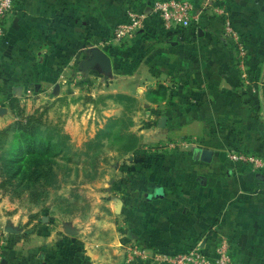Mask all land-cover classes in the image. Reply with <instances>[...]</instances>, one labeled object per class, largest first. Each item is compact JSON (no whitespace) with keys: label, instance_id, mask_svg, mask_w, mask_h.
<instances>
[{"label":"rangeland","instance_id":"obj_1","mask_svg":"<svg viewBox=\"0 0 264 264\" xmlns=\"http://www.w3.org/2000/svg\"><path fill=\"white\" fill-rule=\"evenodd\" d=\"M211 3L210 15L219 24L214 33L218 38L226 37L227 48L234 50L233 64L240 78L236 91L264 117V0ZM227 22L233 29L230 32ZM114 26L102 30H106L107 38ZM87 30L84 39L59 43L58 57L52 60L60 68L56 97L31 113L19 105L26 115H42L41 123H37L39 137H51L53 149L40 159L43 176L27 177L29 172L14 177L12 165L6 162L10 140L0 142V248L4 256V249L16 243H57L62 233L76 245L75 264L84 260L85 264H148L149 257L146 262L135 250L146 249L150 257L163 251L161 247L149 251V197L159 195L157 185L169 186L167 167L172 170L183 159L190 161L192 148L205 140L183 137L173 130L163 135L151 133L153 128L163 127L160 119L167 109L161 104L146 105L138 87L148 83L152 74L146 68H140L138 75L133 71L136 73L137 63L147 62L148 46L142 41L154 37L152 31L108 45L107 38L90 37ZM138 37L143 39L136 41ZM93 46L111 55L116 68L113 75H100L96 69V75L89 76V70H81V61L90 56ZM40 56L38 51L34 53L28 66L40 63ZM115 74L120 75L118 81L112 78ZM10 108L16 118L4 128L13 126L12 132H20L18 123L27 121L20 117V110L11 104ZM20 155L31 157L28 150L19 151ZM227 157L235 162L229 154ZM9 223L22 232L8 233L4 226ZM67 225L78 229V234L68 233ZM199 241L197 236L194 242ZM82 252L87 258L78 255Z\"/></svg>","mask_w":264,"mask_h":264},{"label":"crops","instance_id":"obj_2","mask_svg":"<svg viewBox=\"0 0 264 264\" xmlns=\"http://www.w3.org/2000/svg\"><path fill=\"white\" fill-rule=\"evenodd\" d=\"M191 1L202 10L192 28L165 34L151 25L146 31H152L154 37L135 38L148 46V58L145 64L137 63L133 73L138 75L140 68H146L152 74L138 91H143L146 105L161 104L167 109L166 131L152 126L151 133L163 135L173 130L183 137L204 139L198 146L213 149L215 155L210 162L195 160L192 155L190 161L185 158L172 170L167 167L169 186H156V192L165 195L149 197V251L160 247L181 251L194 244L197 236L209 245L208 231L214 226L218 235L230 239L239 264H264V169L255 171L227 157L232 149L264 156V117L236 91L240 78L233 64L234 50L227 48L226 37L214 33L219 24L210 15L212 0ZM143 2L150 0H21L8 17L6 35L0 40V83L8 102L0 110V129L16 118L12 102L31 113L56 97L60 68L52 60L58 57L60 42L84 39L87 27L90 37L106 39V30H102L116 25L130 5ZM37 51L40 63L28 66ZM95 70L86 73L96 75ZM112 78L118 81L120 75ZM160 84L167 87V97L150 101L148 91ZM19 87L21 94L16 91ZM57 237V243H16L4 249L3 259L8 264H75V243L65 234ZM85 254L78 253L83 259Z\"/></svg>","mask_w":264,"mask_h":264},{"label":"built area","instance_id":"obj_3","mask_svg":"<svg viewBox=\"0 0 264 264\" xmlns=\"http://www.w3.org/2000/svg\"><path fill=\"white\" fill-rule=\"evenodd\" d=\"M21 0H0V40L6 35V23L8 17L16 10ZM212 2V1H211ZM218 11H222L217 8ZM202 10L198 9L196 2L191 0H150L138 5H130L124 17L114 26L107 38L108 45L123 43L135 34L146 31L149 26L160 28L165 34L186 31L198 23ZM226 28H231L227 22ZM102 44V43H101ZM105 44H102L104 46ZM8 102L4 100L3 89L0 83V110ZM230 159L251 165L255 171L264 169V156L245 152L244 150L232 149L229 153ZM211 244L198 242L188 245L181 251L163 250L155 256H149L146 249L135 250V253L148 261V264H239L233 255L230 239L226 235H218L212 226L208 231ZM209 241V240H208ZM3 255L0 248V264ZM147 264V263H145Z\"/></svg>","mask_w":264,"mask_h":264},{"label":"trees","instance_id":"obj_4","mask_svg":"<svg viewBox=\"0 0 264 264\" xmlns=\"http://www.w3.org/2000/svg\"><path fill=\"white\" fill-rule=\"evenodd\" d=\"M167 94V87L160 84L157 88L148 91L147 98L150 101L158 102L164 100L167 97ZM120 96L127 97L121 94ZM11 107L17 109V111L20 110V117L25 118L27 123H18L17 126L20 132H12L13 126L0 130V142L10 140V158H7L6 162L12 165L11 169L14 171V177H17L22 173L27 174L31 172L27 177L33 178L35 176L37 179H40L43 176V173L39 168V166L42 165L40 164V159L46 158L52 151L53 146L51 145V137L49 136L46 139L39 137L40 130L37 123H41L42 115H26L20 108L19 104L15 102L11 103ZM22 150L30 151L31 157H28V155L18 156V152ZM30 158H33L34 160L29 164L27 162ZM27 164L31 168H26Z\"/></svg>","mask_w":264,"mask_h":264},{"label":"water","instance_id":"obj_5","mask_svg":"<svg viewBox=\"0 0 264 264\" xmlns=\"http://www.w3.org/2000/svg\"><path fill=\"white\" fill-rule=\"evenodd\" d=\"M200 34L202 35L203 32L201 31ZM90 56L84 60L81 61V70L83 72H86L90 69H98L99 72L104 73L107 76H111L114 74V62L111 57V55L103 48L99 46H93L89 49ZM59 88V85L57 86V89ZM17 93L21 94L22 88L16 89ZM168 118L167 116H162L160 119V125L166 126L167 125ZM193 158L195 160H201L204 162H210L213 160V157L215 155V151L211 148H204L201 146H194L192 148ZM160 196H164V192L161 191L159 193ZM6 231L8 233H21L22 229L16 226H13L12 224H8L6 226ZM66 231L70 234H78V229L72 228L71 225L66 226ZM2 264H8V259L4 258L2 260Z\"/></svg>","mask_w":264,"mask_h":264}]
</instances>
